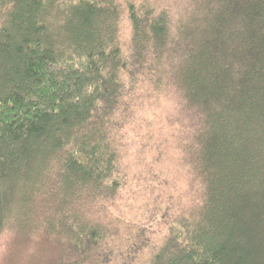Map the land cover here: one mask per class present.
Segmentation results:
<instances>
[{
	"label": "trees",
	"instance_id": "obj_1",
	"mask_svg": "<svg viewBox=\"0 0 264 264\" xmlns=\"http://www.w3.org/2000/svg\"><path fill=\"white\" fill-rule=\"evenodd\" d=\"M0 264H264V0H0Z\"/></svg>",
	"mask_w": 264,
	"mask_h": 264
},
{
	"label": "rangeland",
	"instance_id": "obj_2",
	"mask_svg": "<svg viewBox=\"0 0 264 264\" xmlns=\"http://www.w3.org/2000/svg\"><path fill=\"white\" fill-rule=\"evenodd\" d=\"M150 154H151V152L147 155V157H149L150 158Z\"/></svg>",
	"mask_w": 264,
	"mask_h": 264
},
{
	"label": "bare ground",
	"instance_id": "obj_3",
	"mask_svg": "<svg viewBox=\"0 0 264 264\" xmlns=\"http://www.w3.org/2000/svg\"><path fill=\"white\" fill-rule=\"evenodd\" d=\"M227 183V182H226Z\"/></svg>",
	"mask_w": 264,
	"mask_h": 264
}]
</instances>
